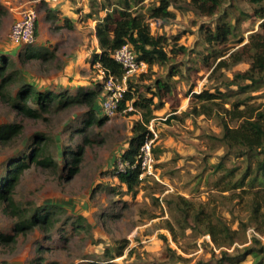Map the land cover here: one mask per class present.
<instances>
[{"label":"rangeland","instance_id":"374dc122","mask_svg":"<svg viewBox=\"0 0 264 264\" xmlns=\"http://www.w3.org/2000/svg\"><path fill=\"white\" fill-rule=\"evenodd\" d=\"M153 2L157 0H143L137 7H146ZM62 4L66 5L64 11ZM227 7L233 11V17L242 16L241 11L252 13V7L244 0H227L224 8ZM185 8L186 3L181 1L178 7H170L174 12L172 18H149L148 21L152 33L167 38L166 50L183 46L186 52L177 54L174 61L147 65L126 79L115 80L117 86L126 89L128 80L139 85H152L156 78L166 79L173 65L178 71L171 77L173 94L164 98L163 105L154 108L151 119L157 132L154 174L148 175L137 192L132 193L119 184L113 173V168L119 165V156L129 145L134 123L141 119L139 112L117 111L109 115L104 124H93L84 134H74L72 130L75 126L84 127L86 105L65 108L53 105L43 113V119L25 120L23 132L14 144L11 147L0 145V175L11 159L26 149L24 147L36 132L46 133L54 140L49 147V153L53 155L57 153L56 143L73 147L82 143L85 153L80 171L69 180L54 168L36 164L23 173L14 194L19 204L28 209L39 207V211L51 208L49 204L64 208L58 210L59 220L51 232L37 228L20 234L16 243L0 241V264H34L40 256L43 262L57 264L108 261L118 264L258 263L260 257L257 259L251 254L239 262L230 263L225 259L220 262V248L211 236L204 233L203 227L185 226L177 205L184 201L179 197H185L204 206L206 212L223 216L232 229L240 230L241 219L247 222L248 211L238 196L239 190H220L226 177L222 179L223 172L215 171L225 152L223 142L213 135L221 133L218 119L211 113L197 115L189 110L194 92L220 89L229 93L238 89L236 85L229 88L227 82L236 72L246 70L249 63L221 67L219 63L222 58L227 60L229 51L240 46V37L243 42L248 40L249 33L258 29L259 21L254 17L242 19L237 27L238 35L229 36L227 43L212 47L205 43L202 27H214L222 20L235 19L230 15L224 17L222 11L208 17ZM31 9L37 13V39L41 36V41L36 40L32 45L47 57L23 62L18 53L28 44L13 41L10 32L14 21ZM105 13L92 0H0V55L14 60L15 68L20 70V77L25 82L67 91L70 95L82 88L95 89L97 83L104 82L101 99H98V115L103 116L101 103L108 97V88L102 69L97 64L91 65V59L95 52L101 51L95 28ZM67 19L72 23L71 27ZM143 73L145 76L141 79ZM254 88L239 96H249V105L262 108L264 85ZM239 96L233 94L228 98L229 102H224L226 98L216 101L221 102L220 108H230ZM154 101L158 103L159 99L154 97ZM14 113L9 105L0 102V123L18 121ZM226 165L243 167L245 164L242 157H231ZM241 171L238 170L237 175ZM78 216L84 220L81 219L82 225L75 228L73 223ZM16 220L6 212L5 204H0V231L12 234ZM169 223L174 231L169 229ZM257 226L258 223L253 221L243 234L240 232L236 236V241L227 247L231 255L251 243L255 235L251 230H255L264 243V233ZM120 245H125L122 254H118Z\"/></svg>","mask_w":264,"mask_h":264},{"label":"trees","instance_id":"16d2710c","mask_svg":"<svg viewBox=\"0 0 264 264\" xmlns=\"http://www.w3.org/2000/svg\"><path fill=\"white\" fill-rule=\"evenodd\" d=\"M186 3L185 9H192L199 15L211 17L218 12L224 17H233V11L226 6L227 0H157L146 7L140 5L143 0H92L99 10H105V15L100 18L95 28L100 52H95L91 59V65H98L104 71L103 79L106 82L109 76L115 80H122L125 76V69L121 63L116 61L112 54L121 46L129 43L134 48L137 58L144 61L149 67L154 64H166L174 61L179 53L186 52L183 46L172 47L166 50L167 38L164 35L151 32L148 19L168 20L174 16L170 7H178V3ZM252 7V13L241 11L242 16L232 19L222 20L214 27L203 26V39L209 46L225 44L229 36L239 34L237 27L240 21L245 18L254 17L259 21L257 30L249 33L248 40L243 42V37L238 39L240 43L237 48L229 51L227 60L222 58L221 65L229 66L240 62H248L249 67L244 71H238L234 77L227 82L228 87L236 85L237 90H230L229 93L217 89L210 92L204 89L201 92L192 93V101L189 112L192 114H214L219 121L221 133L213 134L223 142L225 152L221 160L216 164L215 171L223 172L222 179L226 177V182L222 184L220 190H239L240 196L245 202L248 211L247 222L243 219L239 221V228L232 229L227 220L213 212H206L204 206L196 205L189 199L180 196L184 201H179L177 208L181 212V220L185 226L193 229L204 228V233L211 236L214 244L220 248L223 259L232 262L241 261L247 254L259 258L257 264H264V243L256 235H253L251 243L245 245L234 255H231L227 247L236 241V236L240 232H245L249 223L257 222L259 231L264 233V106L254 108L247 103L249 96L241 98L240 93H245L252 88L264 85V0H244ZM233 6H236L234 4ZM88 16H91L89 14ZM230 17V18H231ZM224 19V18H223ZM68 21V19H67ZM71 27L72 23L67 22ZM37 37V23H36ZM18 53L20 60L28 61L33 58L46 59V53L36 50L35 46L28 44L21 48ZM225 55L226 53H220ZM228 62V63H227ZM175 66H172L166 79L156 78L152 85H139L127 82V88L122 93L116 111L130 109L129 113L139 112L141 119L133 125V135L121 155L119 161L124 163V169H119L118 165L113 168V173L117 176L119 184L125 185L128 192L136 193L143 182L139 178L141 169L137 164V155L141 144L149 132L148 124L154 117V108L163 105V100L173 94L174 85L171 77L177 74ZM21 72L15 68L14 60L7 55H0V102L9 105L14 111V116L19 120L11 123H0V145L12 146L15 139L23 132V122L27 119H43V113H47L51 106L65 108L72 105H86L88 111L85 113L84 127L75 126L72 133L84 134L93 124L102 125L108 120V115H98V99L103 91L104 82H99L95 89H81L76 94L70 95L67 91L51 90L48 87L35 85L33 82H25L20 77ZM145 74H142L141 79ZM254 88V89H255ZM147 93H150L149 96ZM238 94V98L231 103V107L221 106L217 98H226L224 102H229L228 98ZM154 97L159 102L154 101ZM101 99V98H100ZM201 103V105H198ZM218 106V109L216 108ZM244 106V108H241ZM88 140L86 139V142ZM51 140L48 134L36 132L32 139L26 144L24 150L19 155L14 156L5 167V172L0 175V204H5V210L13 215L17 220L14 223L12 234L0 231V241L2 243H16L17 238L22 233L42 228L47 233L57 225L59 218L58 210L64 208L61 205L49 204V209L39 211L38 208H24L15 197V188L20 182L23 173L36 164L42 167L56 169L60 176L73 178L79 171L85 153V146L78 143L75 147L58 146L55 144L57 153H49ZM85 142V143H86ZM231 157H242L244 168L235 165L227 166ZM118 161V162H119ZM117 164V161H116ZM241 173L237 175L238 170ZM228 178V179H227ZM82 216L75 220L74 227L82 225ZM171 231L173 226L167 224ZM184 226V227H185ZM125 245H120L118 254H122ZM34 264H57L56 262H43V257L36 258ZM100 264H118L114 261Z\"/></svg>","mask_w":264,"mask_h":264},{"label":"built area","instance_id":"2783aa9c","mask_svg":"<svg viewBox=\"0 0 264 264\" xmlns=\"http://www.w3.org/2000/svg\"><path fill=\"white\" fill-rule=\"evenodd\" d=\"M36 21L37 13L34 9L25 11L14 23L12 24L10 38L16 42H22L25 44H34L37 40L36 37ZM113 58L122 64L125 69L126 79L128 76L140 71L147 64L137 58L136 52L131 44L127 43L121 46L112 54ZM103 76H104V71ZM105 87L108 88V97L101 103V110L105 115H113L117 112L119 101L122 98V93L125 90L116 85L113 76H109L105 82ZM149 132L146 135L145 140L140 146L139 153L137 155V164L139 165L141 172L139 178L144 180L148 175L154 174L156 171V158L154 156V144L157 139V132L153 127V121L148 124ZM119 169H124V163L119 161ZM251 229H249L250 232ZM256 236H259L255 230H251ZM260 237V236H259Z\"/></svg>","mask_w":264,"mask_h":264},{"label":"crops","instance_id":"0c3cea01","mask_svg":"<svg viewBox=\"0 0 264 264\" xmlns=\"http://www.w3.org/2000/svg\"><path fill=\"white\" fill-rule=\"evenodd\" d=\"M62 8H63V9H62V11H64V10H65V8H66V5H65V4H62ZM63 14H64V13H63ZM64 15H66V14H64ZM66 16H68V17H69L70 15H66ZM37 37H38V36H37ZM40 39H41V36H40ZM40 39H39V38L37 39V40H38V42H39V40H40ZM53 40L55 41V39H53ZM40 41H41V40H40ZM54 41H53V42H54Z\"/></svg>","mask_w":264,"mask_h":264}]
</instances>
